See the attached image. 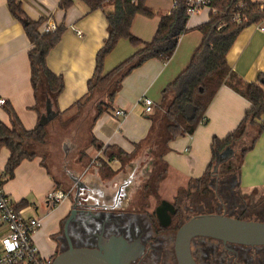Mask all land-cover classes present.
Instances as JSON below:
<instances>
[{
	"label": "crops",
	"instance_id": "0c3cea01",
	"mask_svg": "<svg viewBox=\"0 0 264 264\" xmlns=\"http://www.w3.org/2000/svg\"><path fill=\"white\" fill-rule=\"evenodd\" d=\"M160 1L151 4L146 0V5L152 10L153 15L146 17L138 14L131 23L132 34L143 41L152 39L160 17L168 15L175 5V0ZM6 2L7 0H0V97L5 99L4 104L12 105L23 127L32 129L38 124L39 117L44 112L46 100L43 102L39 98L36 103V96L30 84L27 55L31 43L22 22L12 16ZM58 3L59 0H21L23 10L31 19L43 18L44 21L51 20L56 25L64 26L60 40L49 51L46 61L48 68L62 76L64 82V88L57 96L53 107L57 111L68 112L72 104L87 92V80L94 70L95 54L107 36V22L104 11L89 10L81 0H74L67 9H60ZM208 13L209 8L207 17L206 14L198 15V12L188 18L187 31L180 35L176 48L168 60L150 58L124 76L111 108L91 121L89 126V140L93 136L103 144L102 148L85 144L82 148L88 161L86 157H84L86 160L83 158L80 160L79 152L74 155L73 161H80L81 164L78 172L67 168V165L63 166V169L69 172L70 184L65 177L56 176L50 170L48 164L44 162L43 155L22 160L15 168L13 177L3 184L4 192L14 205L26 200V205L17 208L23 217L41 219V226L32 233L31 238L39 256L46 262L52 260L56 251L63 249L60 247L63 242L60 232L62 233L65 217L72 209L73 203L71 193L55 205L48 202L46 194L55 189L71 190L75 176L83 181L90 180L104 188L107 187L106 189H110L109 192H115L118 181L123 178L121 173L123 165L117 169L119 163L124 162L119 158V151L121 150L124 155L133 154L139 145L148 141L151 131L152 117L144 115L147 113L143 111L141 97L150 98L153 107L158 103V106L160 105L162 90L185 68L193 51L200 44L201 33L196 26L206 22ZM77 31H80V34H77ZM134 50L127 40H119L106 55L103 70L112 69ZM227 60L231 69L246 82H257L260 76H264V19L245 26L240 31L228 51ZM249 106L250 103L233 89L227 85L220 86L206 109V123L200 124L192 134L176 137L164 145V150L157 159L163 164L161 180L168 179L169 170L188 183L198 179L211 159L212 137L223 139L233 131ZM159 108L165 119L164 107ZM115 109L123 110L124 116H115L113 114ZM0 120L10 125L3 104L0 105ZM256 121L264 124V114ZM257 132L256 125L247 127L243 138L246 145L250 144ZM108 145L113 148L106 153L104 148ZM51 148L53 149L52 145ZM150 151L149 147L148 156ZM227 151L230 149H226ZM8 156L9 150L2 147L0 172ZM102 159L106 164L103 163L105 169L101 172L98 171L97 163L102 166ZM130 161L131 159L128 162ZM239 165L238 185L242 193L264 187V129L255 139L252 148L240 159ZM106 167L115 169L114 174L110 175ZM181 178L179 180H182ZM119 197L116 199L113 197L116 202L114 205L126 202L127 198ZM6 232L7 229L0 220V240ZM63 244L66 246L65 241ZM2 250L0 242V255Z\"/></svg>",
	"mask_w": 264,
	"mask_h": 264
},
{
	"label": "trees",
	"instance_id": "16d2710c",
	"mask_svg": "<svg viewBox=\"0 0 264 264\" xmlns=\"http://www.w3.org/2000/svg\"><path fill=\"white\" fill-rule=\"evenodd\" d=\"M73 1L59 0L58 7L67 9ZM81 1L87 5L89 10L101 9L104 11L107 22V36L95 54V66L91 77L87 80V92L71 106V109L82 106L95 91L101 92L105 98L95 103V114L91 120L93 121L111 108L122 79L132 69L150 58L166 61L172 56L180 35L187 31L186 22L189 16L186 13L184 0H175L171 12L160 17L152 39L143 41L132 34L130 26L138 14L146 17L153 15L152 10L146 5V0H137L136 2L131 0ZM6 3L12 16L22 22L26 36L31 43L27 55L30 66V84L36 96V103L40 98L43 102L50 100L53 106L57 96L64 88V82L62 76L48 68L46 58L49 51L60 40L64 26L60 24L52 32L41 33L39 26L44 21L43 18L31 19L23 10L21 0H7ZM236 15L240 16L239 23H236L234 19ZM263 18L264 0H212L208 19L196 26V29L201 33L200 44L193 51L185 68L162 90L159 107H164L165 115V131H163L165 136L163 133L161 134V137H164L163 145L176 137L192 134L200 124L206 123V109L222 85H227L250 103L233 131L223 139L212 137L211 159L203 174L196 180L202 192L209 193L208 181L211 168L217 164L218 168H223V172L228 173V177L235 180L238 185L239 161L252 148L255 139L264 129V124L256 121L264 114V76H260L257 82H246L231 69L227 60L228 51L240 31L245 26L257 23ZM121 39L127 40L135 48L134 52L109 71L103 72L106 55ZM169 90L173 92L172 98L165 100ZM3 105L8 114L10 125H6L0 120V149L6 147L9 150L7 161L0 172L2 186L13 177L15 168L22 160L32 159L36 156V153L28 145L43 143L47 134L46 126L39 124H36L32 129H25L12 105L9 103ZM57 112V116H60L66 111ZM252 124L257 126L256 136L253 137L250 144L236 148L235 144L242 142L247 127ZM158 132L150 131L148 141H146L151 151L152 144L158 145V136L155 135H159ZM89 144L98 147V149L103 146L93 136H91ZM112 148L111 145H108L104 151L108 153ZM228 148L230 151L226 152ZM119 153L123 154L121 150ZM233 159H236L235 162ZM104 162L102 159V164ZM24 205H26V200H21L14 207L17 209ZM61 250L56 251L55 255Z\"/></svg>",
	"mask_w": 264,
	"mask_h": 264
},
{
	"label": "flooded vegetation",
	"instance_id": "af4514ba",
	"mask_svg": "<svg viewBox=\"0 0 264 264\" xmlns=\"http://www.w3.org/2000/svg\"><path fill=\"white\" fill-rule=\"evenodd\" d=\"M141 155L146 157L148 152H141L137 158L134 157L135 160H127L126 164L119 163L117 169L123 165V178L118 181L113 193L98 183L81 179L86 182L87 188L79 190L76 213L67 226L74 246L103 247L119 251L128 264H177L175 235L179 227L193 216L216 213L244 219L246 213L252 211L256 216L246 220L264 221L258 217L264 214V205L250 207L243 195H238L240 188L235 180L228 177V173L219 169L217 164L210 172L209 193L202 192L195 179L188 183L186 191L180 190L170 200H165L170 203L174 212L166 208L165 212L170 219L167 225H163L161 222L164 220H160L157 214L158 207L164 200L158 194V183L163 171L154 168L150 157L151 162L142 163ZM97 167L101 172L105 169L100 163H97ZM106 168L110 175L114 174L115 169ZM77 186L80 185L73 181V187L69 190L72 200L76 196ZM209 194L211 195L207 198L206 195ZM111 195L115 199L120 196L119 198L127 200L114 205L115 200L110 198ZM226 202L237 207L239 214L222 211ZM214 208L216 212H213ZM160 211L162 212L161 208ZM190 252L196 264H264V244H242L195 236L190 241Z\"/></svg>",
	"mask_w": 264,
	"mask_h": 264
},
{
	"label": "rangeland",
	"instance_id": "374dc122",
	"mask_svg": "<svg viewBox=\"0 0 264 264\" xmlns=\"http://www.w3.org/2000/svg\"><path fill=\"white\" fill-rule=\"evenodd\" d=\"M151 4H155L157 2H161L160 0H148ZM203 9V10H202ZM199 11V14H206L208 8H202ZM109 70V69H108ZM108 70L103 72H107ZM173 95L172 90L167 91L165 100H171ZM105 97L101 95V92H95V94L92 95V97L86 101L82 106H77L70 111L61 114L60 116L55 117L50 123H48L46 126L47 131V137L45 138L44 142L41 144L31 143L28 145V147L36 153V155H43L44 162H46L50 168V170L58 175H62V177H65V179L68 181V184L71 183L69 179V172L67 170L63 169V166L67 165V168L73 169L75 172H78L81 168L80 161H73L75 160L74 155L79 152L80 153V160L84 157H86L87 161L88 158L86 154L84 153L85 144L89 143V126L91 124L92 116L95 113V103L100 100L104 99ZM159 104V103H158ZM158 104L153 107L151 113H147L144 115H149L152 117V124L150 127L151 131H159L158 134H155L158 139L156 146L155 144H152V151L149 153V156L147 155H141L142 157V163H149L150 158H152V162H156L155 169L163 170V164L160 163V160H157L159 157V153L164 150V137H161V134L165 136V129H164V118L162 116V113L160 112V108ZM160 109V110H159ZM72 139V140H71ZM69 141H72L69 142ZM247 143L242 140V142H239L238 144H235L236 148H240ZM51 145L53 146V149L51 148ZM64 145V146H63ZM149 146L144 143L139 145L133 154L124 155L119 154V158H121L124 162L127 160L137 157L141 152H144L145 150L148 151ZM66 153V154H65ZM79 156V155H78ZM150 157V158H149ZM73 158V159H72ZM72 159V160H71ZM84 159V160H86ZM70 160V161H69ZM236 159H233V162H235ZM74 163H73V162ZM215 165V164H214ZM235 165V164H234ZM215 167V166H214ZM213 168V167H212ZM211 168V170H212ZM223 169V168H222ZM163 173V172H162ZM168 179H165L164 181L161 180L158 183V194L161 196L164 200H170L172 196L176 195L178 191L184 190L186 191L188 189V181L177 176L174 174V172L168 171ZM181 178L182 180H179ZM66 189V188H65ZM240 195H243L246 202L250 204V207L256 208L264 205V187L258 190H253L249 193H242L239 192ZM211 194L206 195V197H210ZM226 201V199H224ZM231 201V200H230ZM225 209H222V211H225L227 213L233 214H239V209L237 207H232V201L231 203L226 202ZM213 205V203H212ZM228 205V206H227ZM215 207V205H213ZM207 208V207H206ZM207 212V211H206ZM213 212H216L215 208ZM256 215L252 213V211L246 213L244 219H254ZM260 219L264 220V214L258 215ZM61 240L64 242V235L63 232L61 233ZM63 242L61 243L60 247L64 248Z\"/></svg>",
	"mask_w": 264,
	"mask_h": 264
},
{
	"label": "water",
	"instance_id": "95a60500",
	"mask_svg": "<svg viewBox=\"0 0 264 264\" xmlns=\"http://www.w3.org/2000/svg\"><path fill=\"white\" fill-rule=\"evenodd\" d=\"M57 114L58 112L54 110L51 101L46 100L44 112L40 115L38 124L46 126ZM73 181L80 186H77L72 209L63 225L67 246L52 258L50 264H128L127 259L123 258L119 251L116 252L103 247L92 248L73 245L68 235L67 226L76 213L79 190L87 188L79 177L75 176ZM167 207L170 212H174L170 203L165 200L161 202L157 210L158 218L164 220L161 222L163 225H167L170 219L165 212ZM195 236H207L242 244H264V221L246 220L216 213L193 216L183 223L176 232L174 251L177 264H196L190 252V241ZM120 242L123 243V241Z\"/></svg>",
	"mask_w": 264,
	"mask_h": 264
},
{
	"label": "built area",
	"instance_id": "2783aa9c",
	"mask_svg": "<svg viewBox=\"0 0 264 264\" xmlns=\"http://www.w3.org/2000/svg\"><path fill=\"white\" fill-rule=\"evenodd\" d=\"M136 2L137 0H131ZM187 16H192L198 13L202 8L211 7L212 0H184ZM262 8V7H261ZM236 23L241 21L240 16H235ZM264 19V18H263ZM57 25L51 21H43L39 26L41 33L52 32ZM80 34V31H77ZM143 111L150 113L153 107V101L146 97H141ZM5 99L0 97V105L4 104ZM113 114L117 117H123L124 111L121 109L113 110ZM69 190L55 189L46 194V199L52 205L57 204L60 200L69 196ZM0 220L5 225L7 232L1 237L2 253L0 255V264H48L39 256L38 249L33 243L31 235L41 226V219L22 216L20 210L16 209L4 192L3 186L0 183Z\"/></svg>",
	"mask_w": 264,
	"mask_h": 264
}]
</instances>
